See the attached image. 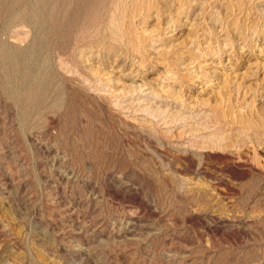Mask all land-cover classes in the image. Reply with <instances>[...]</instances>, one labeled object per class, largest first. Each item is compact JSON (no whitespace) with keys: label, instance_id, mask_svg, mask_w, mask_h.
Listing matches in <instances>:
<instances>
[{"label":"rangeland","instance_id":"obj_1","mask_svg":"<svg viewBox=\"0 0 264 264\" xmlns=\"http://www.w3.org/2000/svg\"><path fill=\"white\" fill-rule=\"evenodd\" d=\"M0 264H264V0H0Z\"/></svg>","mask_w":264,"mask_h":264}]
</instances>
